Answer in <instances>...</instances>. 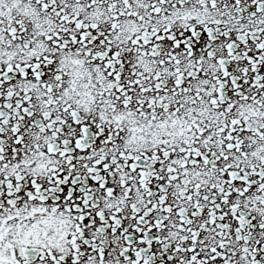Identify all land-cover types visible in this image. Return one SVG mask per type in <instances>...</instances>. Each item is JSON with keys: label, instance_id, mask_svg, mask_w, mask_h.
Listing matches in <instances>:
<instances>
[{"label": "snow or ice", "instance_id": "6c2138e0", "mask_svg": "<svg viewBox=\"0 0 264 264\" xmlns=\"http://www.w3.org/2000/svg\"><path fill=\"white\" fill-rule=\"evenodd\" d=\"M0 264H264V0H0Z\"/></svg>", "mask_w": 264, "mask_h": 264}]
</instances>
